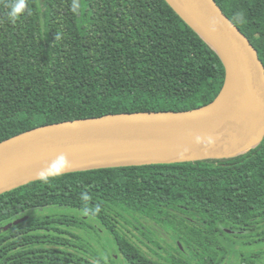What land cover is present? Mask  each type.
<instances>
[{
	"label": "trees",
	"instance_id": "obj_1",
	"mask_svg": "<svg viewBox=\"0 0 264 264\" xmlns=\"http://www.w3.org/2000/svg\"><path fill=\"white\" fill-rule=\"evenodd\" d=\"M215 1L264 64V0ZM12 2L0 0V143L66 121L189 111L223 89V62L166 0H26L15 22ZM140 218L184 250L158 253ZM20 219L0 236V264H226L264 230V141L232 159L77 171L0 195V228Z\"/></svg>",
	"mask_w": 264,
	"mask_h": 264
},
{
	"label": "water",
	"instance_id": "obj_2",
	"mask_svg": "<svg viewBox=\"0 0 264 264\" xmlns=\"http://www.w3.org/2000/svg\"><path fill=\"white\" fill-rule=\"evenodd\" d=\"M223 62V89L189 111L112 114L51 124L0 143V195L71 172L240 157L264 141V64L215 0H166ZM122 155L128 163L88 167ZM20 170L22 173L15 174ZM24 219L0 228V236Z\"/></svg>",
	"mask_w": 264,
	"mask_h": 264
},
{
	"label": "rangeland",
	"instance_id": "obj_3",
	"mask_svg": "<svg viewBox=\"0 0 264 264\" xmlns=\"http://www.w3.org/2000/svg\"><path fill=\"white\" fill-rule=\"evenodd\" d=\"M49 209H45L44 212H47ZM70 214H75V215H82L81 213L77 212V211H69ZM140 221L144 224V227H150V230L153 231L156 235L153 237L154 240L158 241L159 244L161 245V248H157L158 253H160L163 256H167L165 249L170 250L169 246H175L177 243L178 245L184 250L183 245L176 241L173 240L170 237V233L165 232L164 230H162L161 228L154 226L152 222L147 221L144 218H140ZM90 225L92 226H97L96 224H94L95 222L89 221ZM261 228H264V223L261 225ZM85 233L88 234V231H85ZM84 233V234H85ZM85 234L86 238H89L88 235ZM252 235L248 237V239H243V237H241L240 240H245L248 241L250 245L247 246H242L239 245L238 250L235 252V254H232L231 257L226 261V264H240L241 259L243 257L245 258H249L253 255H259V254H263L264 253V241H261L259 243H254V241L263 238L264 237V230H261L259 232H254L251 233ZM146 242H148L147 240H145ZM112 244V243H111ZM256 264H264V255L262 257H260L259 260H256Z\"/></svg>",
	"mask_w": 264,
	"mask_h": 264
},
{
	"label": "clouds",
	"instance_id": "obj_4",
	"mask_svg": "<svg viewBox=\"0 0 264 264\" xmlns=\"http://www.w3.org/2000/svg\"><path fill=\"white\" fill-rule=\"evenodd\" d=\"M9 7L10 11L8 12V16L13 22H15L16 18L26 10V0H13ZM77 10L78 6L74 3L73 11ZM41 178L44 179L45 177L42 175Z\"/></svg>",
	"mask_w": 264,
	"mask_h": 264
},
{
	"label": "bare ground",
	"instance_id": "obj_5",
	"mask_svg": "<svg viewBox=\"0 0 264 264\" xmlns=\"http://www.w3.org/2000/svg\"><path fill=\"white\" fill-rule=\"evenodd\" d=\"M128 163L127 160L122 156H118L115 154V157L109 156L107 159H101V160H91L88 164V167H94V166H105L110 164H125ZM22 172L20 170L15 171V174H21Z\"/></svg>",
	"mask_w": 264,
	"mask_h": 264
}]
</instances>
